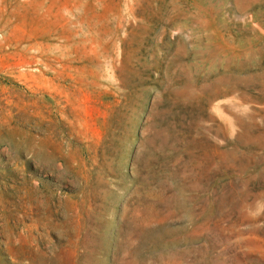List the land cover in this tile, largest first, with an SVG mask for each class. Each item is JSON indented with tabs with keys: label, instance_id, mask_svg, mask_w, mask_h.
I'll use <instances>...</instances> for the list:
<instances>
[{
	"label": "rangeland",
	"instance_id": "374dc122",
	"mask_svg": "<svg viewBox=\"0 0 264 264\" xmlns=\"http://www.w3.org/2000/svg\"><path fill=\"white\" fill-rule=\"evenodd\" d=\"M0 264H264V0H0Z\"/></svg>",
	"mask_w": 264,
	"mask_h": 264
},
{
	"label": "bare ground",
	"instance_id": "6f19581e",
	"mask_svg": "<svg viewBox=\"0 0 264 264\" xmlns=\"http://www.w3.org/2000/svg\"><path fill=\"white\" fill-rule=\"evenodd\" d=\"M35 183H36V182H35ZM133 254H134V253H133ZM133 254H132V255H133ZM129 259H130V258H129Z\"/></svg>",
	"mask_w": 264,
	"mask_h": 264
}]
</instances>
